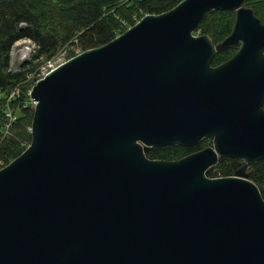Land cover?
Instances as JSON below:
<instances>
[{"label":"water","instance_id":"water-1","mask_svg":"<svg viewBox=\"0 0 264 264\" xmlns=\"http://www.w3.org/2000/svg\"><path fill=\"white\" fill-rule=\"evenodd\" d=\"M244 1L180 0L30 88V143L0 168V264H264L246 172L264 159V24ZM210 11L234 13L217 44L193 34ZM221 158L244 164L210 177Z\"/></svg>","mask_w":264,"mask_h":264},{"label":"trees","instance_id":"trees-1","mask_svg":"<svg viewBox=\"0 0 264 264\" xmlns=\"http://www.w3.org/2000/svg\"><path fill=\"white\" fill-rule=\"evenodd\" d=\"M180 0H0V168L17 158L29 145L33 109L23 108L29 99L27 75L43 60L67 49V58L99 47L133 26L146 14H160L178 4ZM264 24V0H245ZM135 18V20H134ZM234 14L230 11L206 13L194 33L208 35L217 44L230 33ZM30 40L35 45L31 62H23L18 70L10 67L12 46L20 40ZM232 48L217 52L211 62L217 66L231 58ZM18 86L20 93L8 101L11 91ZM31 86V87H32ZM10 110L12 121L6 117ZM264 109V104H263ZM10 124L6 128V124ZM205 147L202 144L183 147L177 144L154 147L146 157L151 160H179ZM219 160V164L223 163ZM226 160V159H225ZM229 165H218L212 178L231 176L238 160L228 159ZM217 163V164H218ZM251 181L256 184L264 200V159L252 167Z\"/></svg>","mask_w":264,"mask_h":264},{"label":"rangeland","instance_id":"rangeland-1","mask_svg":"<svg viewBox=\"0 0 264 264\" xmlns=\"http://www.w3.org/2000/svg\"><path fill=\"white\" fill-rule=\"evenodd\" d=\"M195 35H198V33H194ZM35 51V45L32 41L30 40H20L18 42H16L12 48H11V52H10V57H11V62H10V67L12 70H18L19 66L23 63V62H31V58L34 54ZM67 49H62L60 52H58L54 57H52L51 59L48 60H43V58L41 57L40 62L34 69L33 73H30L27 75V82L29 81H33L34 82L37 80V78L39 77V74L41 73V71H43L44 69H46L48 66L50 65H57L65 60H67ZM73 51L75 52V54L80 53L79 49L74 48ZM29 88H31L32 83H30ZM20 89V88H19ZM29 92V90H28ZM27 92V96L29 97V93ZM33 109V108H32ZM212 139L208 138V139H204L202 140V142L200 144H202L203 147H208L211 145ZM153 148L148 149V151L146 152L149 153L150 150H152ZM228 159L225 160V158L223 159V163H218L217 165H215L212 173L215 172V170H219L218 165H222V166H227L230 164L231 161H227ZM2 162H0L1 165ZM211 173V174H212ZM210 174V177H211Z\"/></svg>","mask_w":264,"mask_h":264},{"label":"built area","instance_id":"built-area-1","mask_svg":"<svg viewBox=\"0 0 264 264\" xmlns=\"http://www.w3.org/2000/svg\"><path fill=\"white\" fill-rule=\"evenodd\" d=\"M135 20V18H134ZM60 64V63H59ZM58 65V64H57ZM57 65H50L48 66L46 69H44L43 71H41V73L39 74V77L37 78V80L35 82H37L38 80L42 79L45 74L47 72H49L51 69L55 68ZM30 91V90H29ZM20 93V89L18 86H16L10 93L9 97H8V101L12 100L14 97L18 96V94ZM29 93V92H28ZM34 101H32L30 98L23 104V108L26 109L27 107H31L34 108ZM6 117L10 119V121H12V116H11V112L9 109H7L6 111ZM10 126V124H6V128H8Z\"/></svg>","mask_w":264,"mask_h":264},{"label":"flooded vegetation","instance_id":"flooded-vegetation-1","mask_svg":"<svg viewBox=\"0 0 264 264\" xmlns=\"http://www.w3.org/2000/svg\"><path fill=\"white\" fill-rule=\"evenodd\" d=\"M244 6V4H243ZM246 7V6H245ZM234 14V13H233ZM256 16V15H255ZM234 50V52H236L237 48H232ZM219 162V161H218ZM244 164L243 161L238 160V166L237 169L235 171H237L242 165ZM253 167V166H252ZM252 167H249L246 172H252Z\"/></svg>","mask_w":264,"mask_h":264},{"label":"clouds","instance_id":"clouds-1","mask_svg":"<svg viewBox=\"0 0 264 264\" xmlns=\"http://www.w3.org/2000/svg\"><path fill=\"white\" fill-rule=\"evenodd\" d=\"M137 21H138V20H136V22H137ZM136 22H135V23H136ZM128 28H129V27H128ZM63 62H64V61H63ZM61 63H62V62H61ZM58 65H59V64H58ZM58 65H57V66H58ZM35 83H36V82H35ZM35 83H34V84H35ZM29 90H30V89H29Z\"/></svg>","mask_w":264,"mask_h":264}]
</instances>
